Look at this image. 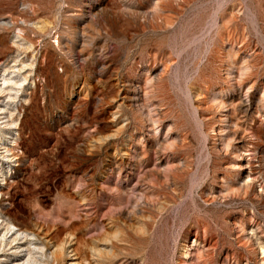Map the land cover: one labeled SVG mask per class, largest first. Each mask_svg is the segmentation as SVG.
I'll return each mask as SVG.
<instances>
[{
    "label": "rangeland",
    "instance_id": "rangeland-1",
    "mask_svg": "<svg viewBox=\"0 0 264 264\" xmlns=\"http://www.w3.org/2000/svg\"><path fill=\"white\" fill-rule=\"evenodd\" d=\"M21 63L29 264H264V0H0Z\"/></svg>",
    "mask_w": 264,
    "mask_h": 264
},
{
    "label": "bare ground",
    "instance_id": "bare-ground-1",
    "mask_svg": "<svg viewBox=\"0 0 264 264\" xmlns=\"http://www.w3.org/2000/svg\"><path fill=\"white\" fill-rule=\"evenodd\" d=\"M3 66L5 67L3 74L0 73V133H3L5 137L4 140L0 138V208L5 196L4 189L9 186L2 167L4 164L5 166L8 164V169L17 166L13 148H11L12 142L16 140L17 123L8 109L9 102H6L4 98L16 101L19 99L23 82L31 78L34 64L23 65L21 63L20 67L13 66L12 70L6 69L7 65ZM33 236L32 233L18 228L0 210V264H29L30 260L33 261L34 252L32 247L35 245L31 239ZM53 256L56 257V252ZM26 257L29 260L23 262Z\"/></svg>",
    "mask_w": 264,
    "mask_h": 264
}]
</instances>
